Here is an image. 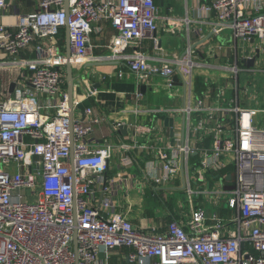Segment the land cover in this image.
Here are the masks:
<instances>
[{
    "label": "built area",
    "instance_id": "built-area-1",
    "mask_svg": "<svg viewBox=\"0 0 264 264\" xmlns=\"http://www.w3.org/2000/svg\"><path fill=\"white\" fill-rule=\"evenodd\" d=\"M249 1L212 0L204 9L214 11L219 25L230 28L235 39H264V3L253 0L252 6ZM11 3L0 0V81L8 71L14 86L10 92L0 90V264H108L98 258L99 252L120 246L131 248V264H264V121L255 118L264 110L237 103L221 106L206 97L195 98L193 105L186 98L173 110L200 137L211 135V143L199 153L187 141L152 151L153 186H179L188 205L174 211L163 232L154 226L140 228L125 211L115 210L111 197L97 206L89 200L94 183L103 176L111 190L128 178L108 179L113 144L91 142V125L85 119L70 120L60 69L66 57L57 37L66 26L73 68L107 58L124 60L140 78L158 75L168 96L176 95L175 76L191 91V50L186 59L152 64L136 49L144 39H156L154 0H68L67 11L64 0H38L37 10L18 13L13 24L4 23L1 11ZM100 20L109 21L116 32L107 56L93 55L89 44ZM126 47L134 50L124 53ZM30 51L33 56H27ZM224 91L220 87L218 96ZM79 101L73 98V107ZM193 113L202 117L192 124ZM150 132L148 126L135 132L144 136L147 147ZM194 151L199 162L190 171ZM226 154L233 156L234 186L224 189V175L217 190L202 184L226 165ZM216 193L220 196L212 197L216 210L210 216L192 202L199 194ZM221 205L231 216L221 215Z\"/></svg>",
    "mask_w": 264,
    "mask_h": 264
},
{
    "label": "crops",
    "instance_id": "crops-1",
    "mask_svg": "<svg viewBox=\"0 0 264 264\" xmlns=\"http://www.w3.org/2000/svg\"><path fill=\"white\" fill-rule=\"evenodd\" d=\"M154 1L158 8L156 39H144L136 49L145 53L152 64L186 59L190 49V58L194 64L191 70V91L186 90L177 78L174 81L176 95L166 96L163 81L158 75L151 74L140 78L129 69L124 60L101 59L89 62L91 64L86 67L87 63L73 68L75 75L73 98H79L80 101L72 106L71 114L72 119H85L91 125L92 131L89 135L91 142L108 141L113 144L110 167L106 172L108 179L116 175L128 178L127 181L113 184L112 190L109 189L111 184L105 180V176L102 180L98 179L89 197L91 204L97 206L105 197H111L115 203V210L125 211L134 225L143 229L154 226L156 230L163 232L169 221L176 216L174 211L180 206L187 207L188 199L183 189L177 185L158 188L153 186L151 179L153 169L150 167L154 158L152 151L156 152L162 145L176 147L186 141L194 150L197 148L198 153L199 150L210 146L211 135L202 133L200 137L187 126L186 119L181 113L174 112L183 106L186 98L191 105L194 104L195 98L206 97L209 103L216 100L221 106L237 103L246 108L264 110L254 107L260 104L264 106V39L257 37H250L247 40L235 39L230 28L219 25L214 11L204 9L212 0ZM261 2L263 4L264 0ZM249 4L253 6V0H250ZM37 8L38 0H13L9 7L1 11V21L13 24L18 13H30ZM173 18L184 20L178 22ZM93 27L89 38L93 55H110L112 52L108 45L116 33L115 30L107 20L97 21ZM209 34L211 35L206 40L198 43ZM57 39L61 51L65 54V28L60 30ZM133 50L126 47L123 52L130 53ZM33 55L34 52L30 51L27 56ZM0 58H3L1 52ZM251 59L252 65L248 66L247 62ZM60 69L65 76V65ZM81 70L82 74L79 75ZM11 78L8 71L1 74L0 90L6 87L8 92L12 91ZM26 85L31 87L29 79H26ZM62 87L66 93L65 81ZM220 87L225 91L218 96ZM89 90H93L94 94L88 95ZM87 108L91 109V113H85ZM200 117L202 115L193 113L192 124ZM166 118H172L171 126L165 124ZM255 118L264 121V112H256ZM142 126L151 128L148 147L145 146L144 136L135 134L138 127ZM123 144L129 148L123 147ZM198 153L194 151L189 156L190 171H193L199 162ZM226 156L228 160L226 165L213 172V176L202 184L217 190L220 188L218 180L224 175V189L234 186L233 156L231 154ZM177 175L178 178L173 184L179 182L181 172ZM180 192L184 197L177 195ZM219 196L218 193L199 194L192 202L198 206L197 208H204L205 215L210 216L216 210L212 197L218 199ZM206 204H209L211 209L206 208ZM219 212L222 216L232 214L224 205H221ZM231 226L232 229L235 228L234 224ZM130 252L129 247H114L106 251L101 250L98 258L106 260L108 264H131L128 260Z\"/></svg>",
    "mask_w": 264,
    "mask_h": 264
},
{
    "label": "water",
    "instance_id": "water-1",
    "mask_svg": "<svg viewBox=\"0 0 264 264\" xmlns=\"http://www.w3.org/2000/svg\"><path fill=\"white\" fill-rule=\"evenodd\" d=\"M64 10H68V0H64ZM212 34V33H211ZM211 34H209L205 39L199 41L198 43H202L204 40H206ZM65 46H66V52H65V83H66V95H67V101L70 111V120H72V106H73V94H74V81H75V75L73 74V67L71 63V54H70V47H69V32L68 28L65 26ZM253 62V59L249 60L247 62L248 66H251ZM91 63H87L86 66H89ZM58 69V67H55ZM83 70V69H82ZM82 70L80 71L79 75L82 74ZM177 77L175 76L173 78L174 81H176ZM13 84H11V89H13ZM165 124L171 126L172 125V118H166ZM122 128V127H121ZM124 128V127H123ZM71 157H73V154L71 153ZM75 243V241H74Z\"/></svg>",
    "mask_w": 264,
    "mask_h": 264
},
{
    "label": "rangeland",
    "instance_id": "rangeland-1",
    "mask_svg": "<svg viewBox=\"0 0 264 264\" xmlns=\"http://www.w3.org/2000/svg\"><path fill=\"white\" fill-rule=\"evenodd\" d=\"M166 96H168V93L166 92ZM263 99H264V95H263ZM241 107H243V106H241ZM254 107H259V108H264V106L262 105V104H260L259 106H254ZM256 118H258V116L256 117ZM177 195H182V192H180L179 194H177ZM176 195V196H177ZM183 197H184V195H182ZM206 208H210L211 209V206H209V204H206V206H205ZM231 228H233V226H231Z\"/></svg>",
    "mask_w": 264,
    "mask_h": 264
}]
</instances>
